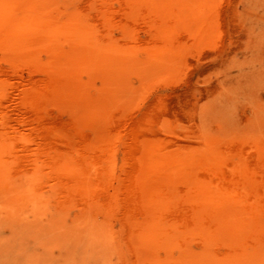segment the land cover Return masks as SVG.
<instances>
[{
	"label": "rangeland",
	"instance_id": "374dc122",
	"mask_svg": "<svg viewBox=\"0 0 264 264\" xmlns=\"http://www.w3.org/2000/svg\"><path fill=\"white\" fill-rule=\"evenodd\" d=\"M0 154L20 264L264 257V0H0Z\"/></svg>",
	"mask_w": 264,
	"mask_h": 264
},
{
	"label": "bare ground",
	"instance_id": "6f19581e",
	"mask_svg": "<svg viewBox=\"0 0 264 264\" xmlns=\"http://www.w3.org/2000/svg\"><path fill=\"white\" fill-rule=\"evenodd\" d=\"M177 1V0H176ZM183 5V4H182ZM194 10V9H193ZM2 18V17H1ZM108 103V102H107ZM1 155V154H0ZM2 156V155H1ZM2 158V157H1ZM1 160V159H0ZM1 165L2 162H0V171L1 169ZM3 168V167H2ZM4 170V168H3ZM2 170V172H3ZM2 172H0V174H3ZM5 172V171H4ZM5 174V173H4ZM207 190V189H206ZM1 191V190H0ZM10 192V191H8ZM203 192V191H202ZM208 192V191H207ZM28 193V192H27ZM203 194V193H202ZM205 194V192H204ZM203 194V196H204ZM214 196V195H213ZM233 197V196H232ZM229 196L224 195V198H219V197H211L210 195H207L206 203L207 202H211L213 203L214 201L218 200L217 203V207L222 206L223 204L227 207L229 206V204L231 203V200ZM226 200V201H225ZM204 203V202H203ZM7 205V204H6ZM216 205V204H215ZM2 206V205H1ZM237 207V206H236ZM11 209V208H10ZM213 209V208H212ZM227 209V208H226ZM237 209V208H236ZM229 211V212H228ZM227 214H226V222L228 224H230L231 226H233L234 228H238L237 231L241 232L243 227H244V223H243V217L241 218L240 213H235L234 209L232 207H228L227 210ZM247 214V213H246ZM6 215V214H5ZM5 215H1L0 214V227L3 223L8 222L7 220V216ZM9 217V216H8ZM225 219V217H223ZM246 219V217H245ZM13 221V220H12ZM15 221V220H14ZM248 221V220H246ZM16 225V224H15ZM229 225V226H230ZM264 225V224H262ZM247 226V224H246ZM38 227V226H37ZM41 227V226H40ZM44 227V226H43ZM17 228V226H16ZM47 230V229H46ZM54 230V228H53ZM12 231V230H11ZM41 231V230H40ZM48 231V230H47ZM236 231V232H237ZM18 232V231H17ZM71 235V234H70ZM43 236V235H42ZM62 236V234H61ZM9 237H10V233L9 235H6L5 233L3 234V232L0 229V264H20V261L18 262V257H16L15 259H13V255H12V248L10 246L11 243H9ZM48 239V238H47ZM18 240V239H17ZM21 240V239H20ZM56 240V239H55ZM54 241V239H53ZM59 241V240H57ZM19 242V240H18ZM43 244V243H42ZM26 245V244H25ZM25 247V246H24ZM20 248V247H19ZM256 248V247H255ZM14 252H16L14 250ZM13 252V253H14ZM62 252V251H61ZM34 253V252H33ZM64 253V252H63ZM70 253V252H69ZM208 253V252H207ZM207 253H203L200 254L199 256L194 257H189V262L192 264H223L222 261H214ZM71 255V253H70ZM193 256V255H192ZM29 257V256H28ZM235 257V261L233 264H264V257H261V255L253 252V253H249L246 250H241L240 252H237V254L234 256ZM32 259V258H31ZM35 260V259H34ZM39 261V260H38ZM41 264V263H40ZM43 264V263H42ZM46 264V263H45ZM54 264V263H53ZM57 264V263H56ZM188 264V263H187Z\"/></svg>",
	"mask_w": 264,
	"mask_h": 264
}]
</instances>
